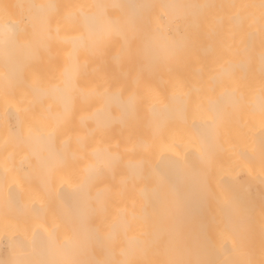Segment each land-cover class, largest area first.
<instances>
[{
  "label": "bare ground",
  "instance_id": "obj_1",
  "mask_svg": "<svg viewBox=\"0 0 264 264\" xmlns=\"http://www.w3.org/2000/svg\"><path fill=\"white\" fill-rule=\"evenodd\" d=\"M189 222L264 233V0H0V264H186Z\"/></svg>",
  "mask_w": 264,
  "mask_h": 264
},
{
  "label": "rangeland",
  "instance_id": "obj_2",
  "mask_svg": "<svg viewBox=\"0 0 264 264\" xmlns=\"http://www.w3.org/2000/svg\"><path fill=\"white\" fill-rule=\"evenodd\" d=\"M5 10V5L3 6V11ZM2 53V52H1ZM4 54H5V52H3ZM3 53H2V55H3ZM7 54V53H6ZM3 56H5V55H3ZM3 65L4 66H6V62L5 61H3ZM25 169V168H24ZM32 169V168H31ZM43 169V168H42ZM14 169H12V170H10V171H12V172H8V174H10V177H11V175H12V177L14 176L15 177V175L14 174H16V175H18V176H20V178H22V175H25L26 173H27V175L29 174V176H28V178H25V177H23L22 178V181L23 180H25L26 182H31V179L30 180H28L29 178H31V174L33 173H31V172H29V170H28V168H27V170L26 171H28V172H26L25 170V174L23 173V171H21V170H23V169H20L19 168V173H18V170H17V172H14L13 171ZM35 170H36V173H38V170H39V172H40V170H41V168L40 169H36L35 168ZM44 170H46L45 168H44ZM44 170H42V172H44ZM48 170V169H47ZM51 170V169H50ZM9 171V170H8ZM32 171H33V169H32ZM49 171V170H48ZM47 171V172H48ZM41 172V173H42ZM46 172V171H45ZM51 173H52V170L50 171ZM13 173V174H12ZM23 173V174H22ZM31 173V174H30ZM35 173V172H34ZM39 174L38 176H42V177H40L39 179L40 180H38V183L39 182H41L42 181V179L43 178H45L44 176H43V174L44 173H42V174ZM50 173V174H51ZM46 174V173H45ZM44 174V175H45ZM7 175V174H6ZM26 175V176H27ZM37 175V174H36ZM9 175H7L6 177H8ZM17 176V177H18ZM48 176V175H47ZM46 176V177H47ZM50 176L51 175H49L48 177H49V179H51L50 178ZM66 175H64V177H65ZM34 177V176H33ZM52 177V176H51ZM60 177H63V176H60ZM68 177H69V175H68ZM67 177V178H68ZM52 178H54V177H52ZM17 179V178H16ZM37 179V177H34V181H32V183L33 182H36L35 180ZM18 180H20L19 179V177H18ZM33 180V179H32ZM45 180H48V178L47 179H45ZM43 182V181H42ZM41 182V183H42ZM243 195L244 196H246V194H245V192H243ZM247 197V196H246ZM195 217V216H194ZM192 218V217H191ZM201 218V216L200 217H198V221H197V218L195 217V220L197 221V223H199V221L201 220V226H199V227H205V225H206V227L207 226H211L210 225V217H202L203 219H200ZM160 219H162L161 217H160ZM166 218H164L163 220H165ZM167 219L168 220H171V219H169L168 217H167ZM174 219V218H173ZM179 219V218H178ZM226 219V218H225ZM203 220H205V222H206V220H210L208 223H209V225H208V223H205V224H203V226H202V223L204 222ZM191 223L193 224L195 221H194V219L192 220L191 219ZM203 221V222H202ZM190 222H189V226L191 227V228H189L187 225H185V224H182L181 226H180V228H177L176 230H172V234H173V236H174V239H173V244H174V247H175V251H174V255L176 256V254H177V256L176 257H178L177 258V261H183V262H185L186 264H190L191 262V264H205V263H207L209 260L208 259H210L209 257V255L207 256V254H210L209 252H208V245H207V243L205 242V237H206V234L204 233V232H202L203 230L205 231V229H202V228H199V229H202V230H200L199 232H200V234H198L199 232H197L199 229L197 228V226L196 227H192V224H191ZM196 224V223H195ZM211 224H212V221H211ZM193 226H195L194 224H193ZM205 227V228H206ZM238 227V226H237ZM253 227V228H252ZM254 227H255V229H254ZM254 230V232H253V230ZM256 228H259V226H256V224L255 225H251V227L249 226L248 228L247 227H245V231L246 232H243L244 230H242V232L244 233V238L247 236V239L248 240H245V239H243V244H241V245H243V247L242 248H244L243 250H239V251H241L239 254L241 255H239L238 257H235V258H233V257H229V258H226L225 260V262H226V264H234L233 263V260L235 259V260H238L239 258H240V260H238V264H239V262H242L243 263V261H244V258L245 257H249L248 255L247 256H245L246 255V253H242V252H250L252 255H253V253L255 254V253H258V255L259 254H263L264 252H263V249H264V240H263V238H264V233L262 234V236H261V232H263V231H261V228L259 229L260 231L259 232H257L258 233V237H259V234H260V237L259 238H257L256 236H257V233H255L258 229H256ZM165 228H163V230H164ZM242 229H244V228H242ZM247 229V230H246ZM249 229H251V230H249ZM250 232H249V231ZM193 231H196L197 233H193ZM202 233H204V234H202ZM247 233H248V235H247ZM254 234L255 236L253 237V235L252 234ZM240 234V233H239ZM164 235H166V233L164 232V231H162V233H161V235L159 234V238L160 237H163ZM241 235H242V233H241ZM250 236H251V238H250ZM249 237V238H248ZM256 237V238H255ZM242 239V238H241ZM245 241V242H244ZM241 242V241H240ZM240 242H239V245H240ZM242 243V242H241ZM240 245V246H241ZM245 246V247H244ZM206 248L205 250L203 249V248ZM238 248V247H237ZM263 248V249H262ZM238 251V252H239ZM263 252V253H262ZM232 253V252H231ZM238 255V254H237ZM256 255V254H255ZM253 256L252 258H254V257H256L257 258V256ZM242 256H245V257H243L242 258ZM258 257H260V256H258ZM237 258V259H236ZM251 258V257H250ZM262 258H264V255H263V257ZM241 259H242V261H241ZM246 260V262L248 261L247 259H249V258H245ZM234 260V261H235ZM253 260V259H252ZM251 260V261H252ZM256 260V259H255ZM259 260H264V259H258L257 261L258 262H260ZM244 261V262H245ZM190 262V263H189ZM235 262H237V261H235ZM245 262V263H246ZM248 262H250V261H248ZM254 262V261H253ZM255 263L256 264H259V263H257L256 261H255ZM261 263V262H260ZM253 264V263H252Z\"/></svg>",
  "mask_w": 264,
  "mask_h": 264
}]
</instances>
